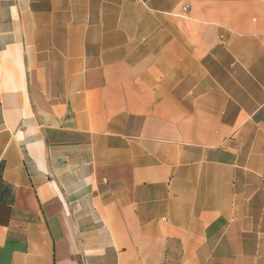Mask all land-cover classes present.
<instances>
[{"label": "crops", "instance_id": "obj_1", "mask_svg": "<svg viewBox=\"0 0 264 264\" xmlns=\"http://www.w3.org/2000/svg\"><path fill=\"white\" fill-rule=\"evenodd\" d=\"M0 264H264V0H0Z\"/></svg>", "mask_w": 264, "mask_h": 264}, {"label": "built area", "instance_id": "obj_2", "mask_svg": "<svg viewBox=\"0 0 264 264\" xmlns=\"http://www.w3.org/2000/svg\"><path fill=\"white\" fill-rule=\"evenodd\" d=\"M184 9H185V7H184Z\"/></svg>", "mask_w": 264, "mask_h": 264}]
</instances>
